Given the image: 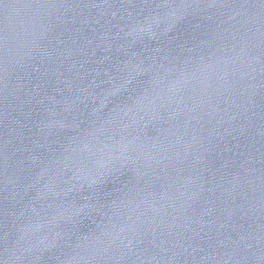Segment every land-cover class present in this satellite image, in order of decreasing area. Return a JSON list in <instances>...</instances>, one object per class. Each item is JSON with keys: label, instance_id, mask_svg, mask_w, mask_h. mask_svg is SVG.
Masks as SVG:
<instances>
[{"label": "water", "instance_id": "obj_1", "mask_svg": "<svg viewBox=\"0 0 264 264\" xmlns=\"http://www.w3.org/2000/svg\"><path fill=\"white\" fill-rule=\"evenodd\" d=\"M0 264H264V0H0Z\"/></svg>", "mask_w": 264, "mask_h": 264}]
</instances>
